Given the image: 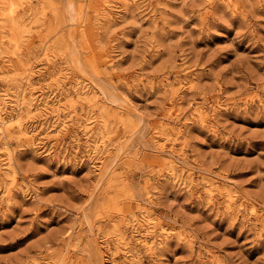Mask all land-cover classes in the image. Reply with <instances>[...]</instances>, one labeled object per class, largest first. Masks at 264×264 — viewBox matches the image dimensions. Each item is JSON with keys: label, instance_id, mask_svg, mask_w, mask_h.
<instances>
[{"label": "rangeland", "instance_id": "1", "mask_svg": "<svg viewBox=\"0 0 264 264\" xmlns=\"http://www.w3.org/2000/svg\"><path fill=\"white\" fill-rule=\"evenodd\" d=\"M0 111V264H264V0H0Z\"/></svg>", "mask_w": 264, "mask_h": 264}, {"label": "bare ground", "instance_id": "2", "mask_svg": "<svg viewBox=\"0 0 264 264\" xmlns=\"http://www.w3.org/2000/svg\"><path fill=\"white\" fill-rule=\"evenodd\" d=\"M125 1V0H124ZM133 1V0H132ZM233 1V0H232ZM229 2V1H228ZM109 3V2H108ZM10 5V4H9ZM11 8V7H10ZM7 9V8H6ZM9 13V12H8ZM11 41V40H10ZM5 46V45H4ZM25 73H26V71H25ZM27 76V75H26ZM30 95V94H29ZM32 99V98H31ZM33 102V101H32ZM48 105V104H47ZM31 106L32 105H30L29 107H28V113H31V112H33L35 109H37V108H35V107H33V108H31ZM42 107V106H41ZM39 108V107H38ZM37 111V110H36ZM1 112V111H0ZM32 115V114H31ZM29 116V115H28ZM12 120V119H11ZM12 122V121H11ZM14 122V121H13ZM17 122V121H16ZM7 123H8V121H5L3 118H1L0 117V131H2V130H4L5 128H6V125H7ZM13 124V123H12ZM8 125H9V123H8ZM17 125V127H16V132L17 133H19V134H22L23 136H27V132L25 131L26 129H23L22 127H21V124L20 123H17L16 124ZM11 126V125H10ZM15 126V125H14ZM13 127V126H12ZM24 127V126H23ZM8 128V127H7ZM6 128V129H7ZM5 129V130H6ZM28 131V130H27ZM11 132V131H10ZM2 134V133H1ZM4 134V133H3ZM21 135V136H22ZM29 135H31V134H29ZM33 136V135H32ZM165 136V135H164ZM171 137V136H170ZM27 138V137H26ZM32 138V137H31ZM29 139H30V137H29ZM32 144V143H31ZM9 161V160H8ZM171 165V164H170ZM10 169V168H9ZM14 174V173H13ZM12 179V178H11ZM13 180V179H12ZM204 180H205V178H204ZM212 182V181H211ZM213 185V184H212ZM215 185V184H214ZM207 188V187H206ZM211 188V187H210ZM212 190V189H211ZM207 191H209V190H207ZM225 191V190H224ZM210 193V192H209ZM230 193V192H229ZM211 194V193H210ZM226 194V193H225ZM228 194V193H227ZM229 195V194H228ZM231 195V194H230ZM228 196V197H232V196ZM210 197V196H209ZM225 197H227V196H225ZM228 199V198H227ZM229 200V199H228ZM228 202V201H227ZM230 202V201H229ZM229 205V204H228ZM148 211V210H147ZM145 214V213H144ZM148 216V215H147ZM145 218V217H144ZM149 219V218H148ZM150 220V219H149ZM148 220V221H149ZM148 222H146V224H147ZM149 226H151V225H149ZM147 227V226H146ZM160 228V227H159ZM151 231H152V229H151ZM162 232V231H161ZM168 232L169 231H167L166 229H163V233H164V236L165 237H168ZM145 234V233H144ZM145 236V235H144ZM145 238V237H144ZM125 239V238H124ZM145 241H147V240H145ZM145 243V242H144ZM153 244V243H152ZM147 245H148V249H152V246H151V243L149 244V243H147ZM124 246V245H123ZM143 247H144V245H143ZM145 249V248H144ZM120 250H122V249H120ZM147 251V250H146Z\"/></svg>", "mask_w": 264, "mask_h": 264}]
</instances>
